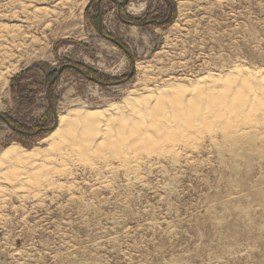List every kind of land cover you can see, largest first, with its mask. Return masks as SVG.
<instances>
[{
  "label": "rangeland",
  "instance_id": "374dc122",
  "mask_svg": "<svg viewBox=\"0 0 264 264\" xmlns=\"http://www.w3.org/2000/svg\"><path fill=\"white\" fill-rule=\"evenodd\" d=\"M116 1L131 20L164 19L170 3L175 15L168 26H127L111 0H44L36 8L47 19L31 33L0 21L20 23L37 40L10 77L8 67L0 69V152L17 143L40 147L42 159L52 146L40 142L55 129L54 116L122 103L144 85L158 91L164 78L264 68V0H189L181 15L176 0ZM14 4L0 0V11ZM67 61L80 71L66 70L45 89L46 74ZM13 127L25 133L12 134ZM263 127L231 140L208 126L213 140H194L177 159L151 156L134 174L68 157L66 175L35 198L32 180L18 189L3 184L0 264H264Z\"/></svg>",
  "mask_w": 264,
  "mask_h": 264
},
{
  "label": "bare ground",
  "instance_id": "6f19581e",
  "mask_svg": "<svg viewBox=\"0 0 264 264\" xmlns=\"http://www.w3.org/2000/svg\"><path fill=\"white\" fill-rule=\"evenodd\" d=\"M14 1L13 10L0 11V21L20 22L28 33L44 24L47 18L41 17L42 11L36 8L44 0ZM187 1L176 0L180 15ZM19 24H0V69L8 67V77L18 69L19 64L14 63L37 45L35 37L21 31L24 26L20 29ZM136 70L144 72L145 67L139 63ZM181 80L164 78L163 89L158 91L144 85L131 91L122 103L105 108L76 107L59 113L55 129L40 142L52 146L42 159L40 147L26 149L17 143L6 146L0 152V193L3 184L18 189L32 180L30 195L38 197L40 187H52L56 184L54 176L66 175L64 162L68 157L77 161L92 157L104 170L116 164L134 174L151 156L177 159V151L193 148L194 140L205 135L213 140L215 130L205 132L208 126H214L223 139L231 140L264 126V68L251 71L236 67L224 76L207 74L187 82ZM142 82L138 79L136 86H142ZM6 83L5 76L1 85ZM89 169L99 171L98 166Z\"/></svg>",
  "mask_w": 264,
  "mask_h": 264
},
{
  "label": "trees",
  "instance_id": "16d2710c",
  "mask_svg": "<svg viewBox=\"0 0 264 264\" xmlns=\"http://www.w3.org/2000/svg\"><path fill=\"white\" fill-rule=\"evenodd\" d=\"M170 5H171V10H169V12H168V15L164 18V19H162L160 16H156V18H151L150 20H145L146 19V17H147V15L146 16H144V18L143 19H133V20H131V19H128V18H124L123 16H122V14L120 13V11L121 10H123L124 9V7L125 6H122V5H117L116 7H117V10H116V12H117V17H118V19H119V21L121 22V23H123L124 25H127V26H137V27H142V26H149V25H151V24H153V25H156V26H161V27H163V26H168L169 24H170V21L172 20V18L174 17V15H175V8H173V6L172 5H174L173 3H170ZM156 12L154 11V12H152V13H150V14H155ZM148 16H152V15H149L148 14ZM161 20V21H160ZM145 21V22H144ZM144 22V24H142ZM106 37H109L108 35L106 36ZM110 38V37H109ZM69 70V69H68ZM66 70H64L63 72H62V74L65 72ZM61 74V75H62ZM55 75H56V72L55 71H49L47 74H46V78H47V81L44 83L43 82V84H45V88L47 87V85L49 84V82L55 77ZM35 85H38V86H40V83L41 82H37L36 80H35ZM27 85L26 84H24L23 86H19V87H17V89H18V91H19V94L20 93H22L23 91H24V89H25V87H26ZM14 95V94H13ZM55 99H52L51 98V96H50V102H51V105L53 106L54 104H55ZM49 109H50V107H49ZM8 120V119H7ZM8 123L9 124H11V122H10V120H8ZM11 132H12V134H17V135H19V134H24L25 132H23V131H21V130H19L18 128H11ZM22 147H24V146H22ZM25 148V147H24Z\"/></svg>",
  "mask_w": 264,
  "mask_h": 264
},
{
  "label": "water",
  "instance_id": "95a60500",
  "mask_svg": "<svg viewBox=\"0 0 264 264\" xmlns=\"http://www.w3.org/2000/svg\"><path fill=\"white\" fill-rule=\"evenodd\" d=\"M111 1H113L115 4H117V5H119L120 3L119 2H117L116 0H111ZM126 3V0H123V3L122 4H125ZM99 32H100V29H99ZM100 34H101V37L103 38V39H105V40H107L108 42H111L112 44H114V45H116L118 48H120L129 58H130V55H129V52L125 49V48H123L117 41H115V40H113V39H111V38H109V37H106V36H104V35H102V33L100 32ZM67 67H70V66H67ZM72 68H74L76 71H80L79 69H77V68H75V67H72ZM61 70H62V68H59V69H57V76H59L60 75V73H61ZM0 119L1 120H3V121H6L5 119H4V117L3 116H1L0 115ZM54 119H55V122H54V126L56 125V116H54Z\"/></svg>",
  "mask_w": 264,
  "mask_h": 264
},
{
  "label": "flooded vegetation",
  "instance_id": "af4514ba",
  "mask_svg": "<svg viewBox=\"0 0 264 264\" xmlns=\"http://www.w3.org/2000/svg\"><path fill=\"white\" fill-rule=\"evenodd\" d=\"M117 6V5H116ZM68 62V64H64V66H62L61 68H62V70H61V73H60V75L59 76H61V74H62V72L64 71V70H68V69H72V67L73 66H71L70 64H71V62L70 61H67ZM67 66H70V67H67ZM57 70V69H56ZM57 76V71H56V75H55V78H57L56 77ZM55 78H53L50 82H49V84L47 85V87L45 88V89H47L49 86H50V84H52V83H54V81H55ZM48 101L50 102V98H48Z\"/></svg>",
  "mask_w": 264,
  "mask_h": 264
}]
</instances>
